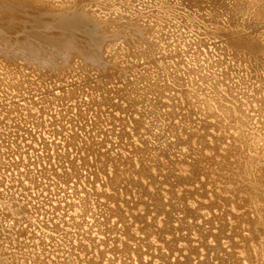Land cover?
Returning a JSON list of instances; mask_svg holds the SVG:
<instances>
[{"label":"bare ground","instance_id":"1","mask_svg":"<svg viewBox=\"0 0 264 264\" xmlns=\"http://www.w3.org/2000/svg\"><path fill=\"white\" fill-rule=\"evenodd\" d=\"M49 1L0 0V81L44 85L0 105V264H264V0H183L207 12L155 58L159 21L99 27L138 0Z\"/></svg>","mask_w":264,"mask_h":264},{"label":"rangeland","instance_id":"2","mask_svg":"<svg viewBox=\"0 0 264 264\" xmlns=\"http://www.w3.org/2000/svg\"><path fill=\"white\" fill-rule=\"evenodd\" d=\"M10 1V0H9ZM17 2L16 5L18 7V10H34L35 12H39L42 11L43 7H44V0H12ZM18 1H20V3H18ZM72 2L71 0H51L49 1L46 5L51 6L54 8V12L57 13L61 7H68L69 5L73 4L70 3ZM75 2V0H74ZM90 2V1H88ZM119 3H121V5H125L126 3H128V0H119L117 1ZM70 3V4H69ZM68 4V5H66ZM205 3H196L194 4L195 8L194 9H188L184 3L183 0H161L158 2V0H138L135 4H126L124 6V10L122 11V16H123V23L119 26H112V27H105V21H103V16L102 14H100L99 18L100 21L102 20V22L100 23L101 25L104 23V25H100L99 27L103 29L105 32L111 34V35H115V37H120L121 40L117 41L120 43H122L124 40L122 39V37L125 36H129L133 34H135L136 30H135V26L132 24V22L135 21H139V24L141 27L146 26L149 23V20L152 19L153 24L156 25V23L159 21V24L157 23V25L154 27V34L152 36V40L148 43V44H139V38H137V36H135V38L132 39L131 43H132V48L134 51H137L138 53L143 52L144 54L148 55L149 58H155V57H159L160 55L164 54L165 52V48L170 51V50H175V49H179L181 44L180 42H178L179 38L181 37V35L183 34L182 32V27H184L183 25H186L185 22V17L186 16H190L192 14H205L207 11L201 10L200 8L204 5ZM161 7L163 8V10L166 11H172L170 15H163L162 14H157V12L160 11ZM162 11V10H161ZM5 15V14H4ZM131 22V23H130ZM129 23V25H128ZM132 24V26L130 25ZM128 26V27H126ZM131 26V27H130ZM115 27V29H114ZM120 27V28H119ZM126 27V28H125ZM134 27V29H132ZM112 28L113 30L110 31ZM119 29V30H118ZM130 29V30H128ZM117 30V31H116ZM110 31V32H109ZM117 33H116V32ZM129 31L131 33H129ZM134 31V32H132ZM111 32H115L116 34H113ZM127 34H126V33ZM124 33L125 36L122 34ZM118 34V36H117ZM129 34V35H128ZM49 35V33L47 34ZM82 33L79 34H74L73 33V37H78L81 36ZM122 36V37H121ZM131 36V37H132ZM71 39V37L69 38ZM136 43V44H134ZM105 47H108V50H112L113 46L110 43V41H105L104 43ZM134 44V45H133ZM171 45V46H170ZM180 45V46H178ZM43 46L48 47L47 44H43ZM110 46V47H109ZM119 46V45H118ZM2 47V46H0ZM30 48V47H29ZM28 48V49H29ZM34 50H32L31 48L29 50L31 51V55L33 56H38L41 60H44V62H52L53 59L52 57H50L49 54H47L46 52H43V50H39V49H35V47H33ZM89 45L87 43L86 40H84L83 46L81 47V49H77L78 51H76V48L73 46H69L66 48V50H64L62 53L63 54H71L70 58L75 57L74 59L78 60V61H85L88 60L89 61V56L90 58L94 56V52H89ZM108 55H113L114 52H107ZM64 55V56H66ZM107 55V56H108ZM139 59L140 63H143V59H140L139 57H137ZM36 78V76H35ZM33 81H32V80ZM75 79H78V77H75ZM29 81L32 82V84H27L24 85L23 83H18V81L14 80V81H10L9 76L6 75V77L4 76L1 81H0V105L2 102H5L6 104V108L7 107H13L17 110L15 111L13 114H11L12 116H16V113H19V109L20 106H23V104H25V101H30L27 98L33 99V101H37L39 103V98L42 97L41 92L44 90V85L35 82V79L33 78H29ZM11 83V84H10ZM113 85L110 84L108 85V87H111ZM122 86V84H117L116 87H120ZM106 95V94H105ZM22 99H25L24 102L22 101ZM27 99V100H26ZM10 101V102H8ZM16 122H20V121H16ZM21 126L23 127V124H21ZM25 128V127H24ZM12 130H15V127H11ZM24 133V130L23 132ZM21 132H18V134H22ZM25 137V136H24ZM23 137V138H24ZM14 139H16L17 137H13ZM22 139V138H21ZM58 141V140H57ZM26 144H30V140H26L25 141ZM24 144V143H23ZM40 153V151H39ZM8 199H11L10 197H8ZM0 201H3V199H0ZM39 200H34L33 204H35L36 202H38ZM1 203V202H0ZM30 214L36 215L35 209L30 210ZM34 215V216H35ZM33 216V217H34ZM37 216V217H36ZM34 218H38L41 217V215L39 213H37ZM39 216V217H38ZM43 219L45 218L44 215H42ZM41 217V219H42ZM34 218H32L31 220V224H33ZM40 219V220H41ZM25 224V225H24ZM29 224V223H28ZM27 227L28 225L26 223H23V227ZM23 232L20 233L18 232L17 237L20 238V240H23L25 238L23 233H24V229H22ZM26 235V232L24 233ZM19 235H22L21 237Z\"/></svg>","mask_w":264,"mask_h":264}]
</instances>
